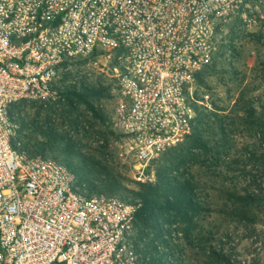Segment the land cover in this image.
Segmentation results:
<instances>
[{
    "label": "built area",
    "instance_id": "2783aa9c",
    "mask_svg": "<svg viewBox=\"0 0 264 264\" xmlns=\"http://www.w3.org/2000/svg\"><path fill=\"white\" fill-rule=\"evenodd\" d=\"M262 10L264 0H0V264L150 260L134 246L136 206L88 193L64 163L21 150L14 106L58 97L65 64L104 59L110 122L141 178L192 132L208 100L197 78L222 24L241 12L249 27Z\"/></svg>",
    "mask_w": 264,
    "mask_h": 264
},
{
    "label": "rangeland",
    "instance_id": "374dc122",
    "mask_svg": "<svg viewBox=\"0 0 264 264\" xmlns=\"http://www.w3.org/2000/svg\"><path fill=\"white\" fill-rule=\"evenodd\" d=\"M241 15L217 33V53L197 84L208 100L196 114L194 131L150 162L143 177L110 122L102 89L112 84L111 63L104 59L63 67L57 79L62 94L55 99L19 102L16 143L59 162L82 163V172L100 181L115 180L106 195L137 211L140 184L188 188L195 207L186 219L161 212L164 235L136 222L143 248L168 250L173 264H264V10L251 15L255 23L249 27ZM93 88L100 95L90 94ZM72 90L84 93L93 111L78 101L69 105L63 92Z\"/></svg>",
    "mask_w": 264,
    "mask_h": 264
},
{
    "label": "trees",
    "instance_id": "16d2710c",
    "mask_svg": "<svg viewBox=\"0 0 264 264\" xmlns=\"http://www.w3.org/2000/svg\"><path fill=\"white\" fill-rule=\"evenodd\" d=\"M77 61V60H75ZM83 61H88V59H83ZM74 62V61H73ZM71 64V63H70ZM67 64L64 65V67ZM198 83L200 82V75L197 78ZM57 90L59 93L62 94L61 88L57 85ZM109 88L105 87L102 91L107 92L106 98L109 96L108 93ZM90 94L93 95H100V93L93 89L89 90ZM87 94V93H86ZM63 95L67 99V103L69 105L73 104L75 101L82 103L88 109L93 111L87 96L84 93L76 92L74 90L63 92ZM88 95V94H87ZM89 96V95H88ZM15 108L17 107L14 106ZM203 106L196 107V114H198ZM14 108V110H15ZM194 126L193 130L194 131ZM190 133V135L192 134ZM189 135V136H190ZM188 136V137H189ZM16 144V141H14ZM21 145V144H20ZM21 150L25 151L30 155H44L48 156L46 153L40 151H32L28 149L27 146H19ZM50 157V156H49ZM68 166L71 172L75 175L76 183L80 186L83 190H86L88 193H98V194H107V191H113L115 180L111 178H104V180L99 179V177L93 176L90 171L86 174L82 169V163L76 164H68L66 162H62ZM99 183V184H98ZM141 185V192L136 194V198L139 201L141 208L139 211L136 212L135 215V228L136 222L139 221L140 226L142 228H150L154 230L156 233H160L161 235L165 234V230L162 229L161 225L158 222L157 217L164 213H171L174 218H189L188 211L195 207V202L193 199V195L191 194L190 190L186 188L184 185L177 186L174 183H158L156 186L151 185ZM85 188H84V187ZM142 213V214H141ZM134 246L137 250L143 252L145 256L150 258L148 264H173V256L168 250H153V252H149L143 248L141 245V240L137 237L134 241ZM152 253V254H151Z\"/></svg>",
    "mask_w": 264,
    "mask_h": 264
}]
</instances>
